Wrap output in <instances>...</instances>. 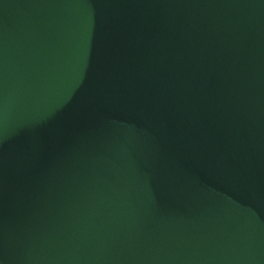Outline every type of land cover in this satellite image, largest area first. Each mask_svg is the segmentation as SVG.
Listing matches in <instances>:
<instances>
[{"label":"water","instance_id":"1","mask_svg":"<svg viewBox=\"0 0 264 264\" xmlns=\"http://www.w3.org/2000/svg\"><path fill=\"white\" fill-rule=\"evenodd\" d=\"M0 264H264V0H0Z\"/></svg>","mask_w":264,"mask_h":264}]
</instances>
